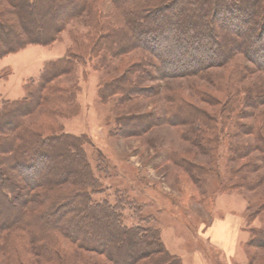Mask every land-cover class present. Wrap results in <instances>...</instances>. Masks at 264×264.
I'll return each instance as SVG.
<instances>
[{
  "label": "rangeland",
  "instance_id": "obj_1",
  "mask_svg": "<svg viewBox=\"0 0 264 264\" xmlns=\"http://www.w3.org/2000/svg\"><path fill=\"white\" fill-rule=\"evenodd\" d=\"M84 1L87 9L80 6L76 16L64 19L51 43L0 57V101L29 98V110L18 118L45 144L59 130L81 137L103 190L92 199L116 205L126 226L158 229L164 247L181 262L198 253L205 264H264V158L258 146L264 143V72L241 53L226 50L228 62L209 69L204 78H161L158 60L131 46L136 38L120 43L127 20L110 0ZM8 3L0 0V12H13ZM3 21L16 26L8 15ZM73 47L71 71L48 82L40 97L27 95V85L41 82L45 64L69 57ZM49 89L48 95L59 100L47 105ZM179 105L194 107L209 125H202L198 115L191 126L172 124L167 111ZM6 135L7 142L12 140ZM3 156L1 167L12 184L0 180V218L12 216V205L21 209L18 216L37 214L43 202L20 199L25 180L9 168L11 155ZM10 185H16L14 194L7 193ZM73 190L67 183L33 194L52 198ZM218 205L240 212L247 237L230 263L204 236L214 217L222 216ZM27 236L21 229L0 232V264H112L60 237L49 240L46 253L39 255ZM158 256L136 264H152Z\"/></svg>",
  "mask_w": 264,
  "mask_h": 264
},
{
  "label": "trees",
  "instance_id": "obj_2",
  "mask_svg": "<svg viewBox=\"0 0 264 264\" xmlns=\"http://www.w3.org/2000/svg\"><path fill=\"white\" fill-rule=\"evenodd\" d=\"M8 2L13 12H0V57L15 54L29 45L51 43L55 34L61 31L64 19L76 16L80 6L82 11L88 6L84 0L78 6L76 0ZM110 2L127 20L126 29L119 35L120 43L124 46L130 36L136 38L131 46L158 60L159 67L156 68L161 78H204L209 69L228 62L229 57L224 55L226 50L227 54L233 51L241 53L264 72V0ZM67 5L72 7L68 9ZM7 15L15 20L14 28L12 23H4ZM226 32L232 38L224 37ZM74 49L69 50L71 57L47 62L41 82L27 85V95L40 97V90L45 89L48 82L70 72ZM51 90L43 94L47 105L59 100L48 95ZM28 99L0 101V180L3 178L11 183L1 167L6 163L3 155L10 154L9 168L25 180V188L19 192L20 199L32 203L39 200L44 207L37 214L18 216L16 211L21 209L12 205V216L7 214L4 219L0 218V232L21 229L28 235L27 243L39 255L46 253L44 250L49 240L60 237L78 250L99 252L112 264H136L153 255L159 256L152 260V264H182L164 247L158 229L149 225L126 226L116 205L106 199H92L93 195L101 194L103 190L85 157L83 139L59 130L52 135L51 142L45 144L18 118L29 110L31 102ZM193 108L188 105H179L174 110L169 108L170 122L191 126L198 119L202 125H209V119L195 113ZM195 115H198L197 119ZM6 131L12 136L8 142ZM189 132L192 134V130ZM256 132L260 138V131ZM258 146L264 158V143L261 141ZM45 147L50 149L47 154L42 149ZM45 162L49 165H44ZM67 183L75 187L71 195L50 198L45 194H33L40 188H55ZM13 189L16 190V185L12 186V192L7 193L14 194ZM16 198L14 196L11 203ZM2 248L5 251L8 249L6 245Z\"/></svg>",
  "mask_w": 264,
  "mask_h": 264
},
{
  "label": "crops",
  "instance_id": "obj_3",
  "mask_svg": "<svg viewBox=\"0 0 264 264\" xmlns=\"http://www.w3.org/2000/svg\"><path fill=\"white\" fill-rule=\"evenodd\" d=\"M218 206L222 216L214 217L204 236L211 249L220 255L222 261L230 263L231 260L236 259L240 244L247 237H244L242 232L243 221L241 215H239L240 212L238 210L235 211V207ZM182 262L183 264H205L198 253L193 256L190 262H187L186 258L182 257Z\"/></svg>",
  "mask_w": 264,
  "mask_h": 264
}]
</instances>
